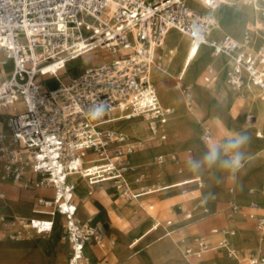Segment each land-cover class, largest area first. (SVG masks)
I'll list each match as a JSON object with an SVG mask.
<instances>
[{
    "label": "built area",
    "instance_id": "obj_1",
    "mask_svg": "<svg viewBox=\"0 0 264 264\" xmlns=\"http://www.w3.org/2000/svg\"><path fill=\"white\" fill-rule=\"evenodd\" d=\"M199 1L208 12L195 11L189 0H0V63L4 64V56L14 64L11 73L0 80V115L8 108L13 111L5 121L0 119L2 173L25 187L52 192L38 198L50 218L0 214V224L9 230V238L49 234L55 224L53 216L59 213L71 246L68 264L90 262L87 246L91 242L103 245L104 236L97 224L78 218L70 177L80 174L92 184L111 180L121 195L137 197L125 179L128 156L136 144L106 125L115 111L121 119H144L155 134L167 122L171 111L160 103L150 68L161 65L157 52L164 49L170 28L187 33L195 47L207 43L215 53L226 52L225 83L256 86L264 97V45L251 50L250 33L242 39L229 34L210 36L217 23L214 11L234 0ZM262 15L264 18V8ZM84 36L91 40L90 50L105 46L113 59L90 66L53 89L40 82L39 76L56 75L45 74V65L58 63V72L65 71L66 63L77 57L74 42ZM214 78L209 69L205 82ZM19 101L21 109H17ZM100 102L106 110L92 119L89 110ZM204 139L212 141L209 129ZM172 159L179 162L176 155ZM157 160L164 163L166 157L159 155ZM251 207L259 205L253 202ZM231 210L238 212L240 205L232 203ZM249 218L264 230V215L252 212ZM227 233L216 246L207 237L194 239L186 254L201 258L213 249H225L229 257H239ZM246 260L264 264V252H251Z\"/></svg>",
    "mask_w": 264,
    "mask_h": 264
},
{
    "label": "rangeland",
    "instance_id": "obj_2",
    "mask_svg": "<svg viewBox=\"0 0 264 264\" xmlns=\"http://www.w3.org/2000/svg\"><path fill=\"white\" fill-rule=\"evenodd\" d=\"M233 3H236V0H234ZM257 3L261 4L259 2ZM228 12H231V11L229 10ZM215 16L217 19V28L219 27V31H220L219 37L223 36L224 34H231L237 38H241L244 35V33L250 30L252 32V35L254 36V39H252L251 41V46H250L251 50H255L257 47H259L261 44L264 43V37H261L258 33L259 30L264 33V24L261 21L260 15H259L258 21L247 24L245 28H243L240 31H237V33L230 32L227 28H224L220 25V19H219L217 10L215 11ZM175 31H179V30H175ZM87 34L90 35L91 31H88ZM167 49H168V40H167ZM197 49H198V53L201 55L197 58H192L191 60H189V66L187 68V70L189 71L184 74L180 70L179 66H176V69H179L178 73L175 76L174 75L169 76L168 79L163 84V88H167V89L172 88L180 94L179 103L172 102V101L160 102L163 107L165 108L171 107L176 111L175 115L172 117L167 127L179 129L180 127H182V124L184 123L185 125L191 124L195 126L196 129L200 130L199 132L201 133L202 140H204L203 135L206 132V130L207 129L212 130L215 132V136H216V138L213 139L212 143L223 142L221 132H219L215 128L214 125H216V127H218L222 131L230 128L232 131V135L242 134V135L247 136V142L241 149V151L243 152V159L241 161V166L235 171H231V174H234V175L228 176L227 186L229 189L233 188V190L235 191L236 181L234 182V176L237 173L236 175H237L238 191L244 188V184H245L244 181L245 182L249 181V183H246L245 185V192H246V188L249 186L253 188L257 187L260 193L264 195V172H256L254 171V169H250V168L246 169V167H248L249 165L251 166V165H256V164H262L260 159L264 161V129H262V136L258 137L257 129L255 128L260 124L261 120H260V117L255 116L254 113L258 115L260 114L256 110L249 109L247 106V102H246L247 96L250 91V88H249L250 85L237 88V87H233V86L226 84L223 86V88L221 89L218 95H216L215 93H211L206 88V92L201 96V98H198L197 91L199 90V88L196 87V83L198 80L202 78V74H203L205 67L207 65L216 66L217 67L216 79H217L221 77L220 76L221 72L218 71V66L224 67L227 56L224 54L223 58L215 57V55L211 54V47L207 44H202L198 46ZM92 52L97 53L98 56H103L102 58L100 57V60H101L100 63L107 62L113 59L112 52L107 47L103 48L99 46L98 48L93 49ZM3 58L4 56H1L2 60H4ZM76 61H77V58H74L70 60L69 62H67L64 72L63 70L58 72L57 69L59 65H57L54 68L55 71L53 70V72H50L43 67L45 74L56 72V75L55 76H49V75L39 76L38 80L40 82H43L47 87L53 89L55 87H58L62 81H67L69 78L74 79L78 77L84 72L86 68L79 70V72H76L74 74L66 70L70 66H74L76 64ZM165 61H161V63H164ZM200 61H204V62L200 67H198L197 64ZM98 64L91 63V64H88V66L98 65ZM3 68H4L3 70L4 72H2L0 76L8 75V73L13 69L12 61L7 62V64L4 63ZM152 68L161 69L163 68V65L153 64L150 69L152 70ZM151 70H150V79L151 81L155 82L156 80L153 79ZM1 71L2 69L0 68V72ZM58 74H61L60 77H57ZM63 74H65V77ZM180 77H182L183 80H188L185 82L190 84V87L187 83H182L181 85L182 88H177L176 87L177 84L181 81L177 80L176 78L180 79ZM2 78H0V80ZM173 79H176L175 82H173ZM49 80H52V81H49ZM157 82L158 81H156V86L158 87V91H159L160 88ZM170 84L172 86H169ZM210 85L208 84L207 86H210ZM259 95H260V99L262 98V100H264V97L260 91H259ZM181 100H183V102L186 104H183ZM238 101H239V107L237 110H235V108L231 105L234 104V106L237 107ZM19 103H20L19 107L22 108V102H19ZM194 103L200 107V109L204 112V114L209 116L210 120L212 121L214 125L208 122L206 118L204 119L203 124H202V122H200L199 119L195 118L191 114L190 112L191 110L199 113V108L195 106ZM218 107L229 108L227 110L228 114H230V117L235 121V123L229 119L226 109L224 113H221ZM5 111H10V108L5 109ZM253 123H255V125H252ZM114 124H115V126H113L114 130L131 137L132 140H129V141L139 142L145 145L144 148H137L136 151H141L142 149H148L153 146L159 145L158 143H154L153 141H151V134L148 132V130H146V133L141 134L138 137V128L142 127L143 130L145 128V121L142 119L121 121V122L114 123ZM129 126L132 129H134L133 132H130L125 128ZM168 133H169V136H168L166 143H173L182 138V136L175 131L170 130L168 131ZM202 140L200 139L199 141L202 142ZM257 142H259V145L256 146ZM199 146L200 147H199V152H198V158L199 160H202V158L208 151L209 146L204 143H199ZM190 150L191 148L189 147L183 150H180V149L170 150L167 153L176 151L183 159H186L190 157L188 153ZM151 153L152 152H143L142 154L152 155ZM138 154L139 153H135L132 159ZM157 154L158 152L154 155L153 163H155V157ZM194 157H195V150H193V158ZM149 160L150 162L152 161V156H150ZM128 164L131 167V169L127 170V172L125 173V179L127 183L129 184L133 193L137 194L138 197L128 198V200L125 199L124 203L126 205L131 206L130 215L134 217V221H135L134 223L141 228L140 233H143L145 231L142 228V223L152 221L153 219L151 218L147 220L146 211L143 210V207H147L148 204H154L155 207H154V210H152V212H154V215L156 216L154 218L160 219L162 224H165L166 221L168 220H172L170 229L175 230V232L172 233L171 239L174 240L176 243H178L180 247L175 244L174 250L170 254L165 255V252L163 249L160 248V245L164 240H171V239L170 238L164 239L165 237H161L162 239H160L155 244H152L148 247L141 246V248L138 250H134V249L129 250L127 257L133 252L135 253V255H133L131 258H128V260L124 262V264H167L171 258H176L177 261L181 262L180 264H187L188 260L191 261L190 262L191 264H195L196 261H200V264H204V261H203L204 258H207L208 256H211V255L213 256H217V255L214 253H208V254L203 255L201 258L187 255L184 252V249L187 243L199 237H210V239L213 242L217 241L220 238V235L215 236L214 233H212V230L215 228H218L219 231H222L223 233L228 232L227 233L228 235H230L229 234L230 230L238 234V229H235L237 226L226 225L225 222L222 220L223 218L224 219L230 218L231 215L232 216L234 215V214H231V211L229 209V203L231 202L232 198H230L226 203L221 205L217 210H214V211L210 210L209 213H206L203 210L207 206L206 196H205L206 193L207 194L213 193V190L216 186L220 188L224 187L226 183V177L228 173L230 172V170L224 169L220 167L218 164L212 167H209L206 164H204L201 166L199 170H195L194 172V170L192 171L186 170L185 164H180V165H175L178 168V171L175 174L170 175L169 177H166L168 179L173 178V177H183L181 181L175 184V186L173 185L176 181L152 182L146 185V183L150 181V180L145 179L146 173L142 171L138 173H134L136 169L134 167L133 160H131ZM255 167H256L255 168L256 170L257 169L260 170L261 168L264 170V165H261V166L257 165ZM179 168L182 171H180ZM195 174H197L198 178L201 179L203 183L202 186L196 183L188 184L195 180ZM141 175H143L144 177L140 179L139 177H141ZM6 183L12 184L13 186L12 190L4 189V185ZM184 184H187V185H184ZM106 185L114 186V184L112 183H107ZM102 186L103 185H101L100 188ZM0 190L5 192L6 199L9 202L10 201L20 202L23 200L28 204L26 208L32 209L31 211L34 212V202H35L36 192L33 188L25 187L22 183H19L18 181H14L12 179L6 178L3 176V173L0 172ZM149 192L151 193L143 195ZM75 193H76V196L79 197L76 190H75ZM200 195H202L205 202L201 200L199 201V203H201L200 206L202 207V210L197 211L196 202L194 200V197L199 198ZM170 198H173V199L168 200ZM81 200L83 202V199ZM88 202L90 201L88 200ZM82 204L79 206L80 207L79 212H78L79 216L77 215L78 218L84 217V214L82 213V208H81ZM160 204H164V206L160 207ZM13 209L14 211H16L15 206H13ZM1 211H2V208H0V212ZM171 213L173 214L176 213L177 215L175 216ZM188 213L191 215L190 217L186 216V214ZM1 215L7 218H10V217L29 218L33 216V215L24 216L25 214L24 215L20 214V211L18 212L16 211L15 213L5 212V213H2ZM106 216L107 214L101 215L95 212L94 218L89 219V220L93 222L101 220L102 228L104 229L106 235H109L111 232H109L108 226H109V223H111L112 221L110 220V218H106ZM244 220H245L244 216L240 218V223L238 226H243L249 230L258 231L259 233H264V230L256 229L252 225L245 223ZM145 227L147 228L148 226L145 225ZM0 231H1V224H0ZM61 232H62V228L58 232H56V228H55L52 234L45 238H43V236H33L29 239L26 238V239H20L17 241V240L5 237V239H3L0 242L13 240L17 242L24 241V242L34 243V239H38L40 243L58 241L56 253L53 254L52 262H51V259H49L50 260L49 264H53L54 257L58 255V252H60V257H62V262L60 264H65L63 262V258L67 256L68 248L60 240ZM161 235L162 234L159 231H153L149 235L147 240L151 242L159 238ZM261 237L263 240L262 242L264 243V234ZM236 242H238V239L236 240ZM11 243H14V242H11ZM233 245L236 249H239L242 253L243 249L236 246L240 244H236V245L233 244ZM137 246H135L134 248H136ZM252 250L261 251L257 248H245V251H244L245 253H243L237 258L227 257V256H222V257L225 259L237 261L240 264H248L246 257L248 253H251ZM110 255L112 256L113 253H111ZM24 256L25 255H22L21 260L23 259ZM24 258H26L27 261L29 262L30 259L32 258V254L28 253L26 257ZM21 260L11 261L7 263L20 264ZM38 260L41 262V264H45L43 259H38ZM0 263H3V262H0ZM114 263L116 262L113 261L112 264Z\"/></svg>",
    "mask_w": 264,
    "mask_h": 264
},
{
    "label": "crops",
    "instance_id": "obj_3",
    "mask_svg": "<svg viewBox=\"0 0 264 264\" xmlns=\"http://www.w3.org/2000/svg\"><path fill=\"white\" fill-rule=\"evenodd\" d=\"M189 4H190V1H189ZM192 8L197 12L204 13L203 11L196 9L193 6H192ZM261 8L263 9L264 6L261 5ZM262 9H260L261 11L259 12V15L261 17L262 23L264 24ZM244 35H245V33H244ZM223 36H221V37H223ZM243 36L241 38H237V39H242ZM221 37H218L217 25H216L215 29L212 32L211 38H221ZM167 39H168V37H167ZM252 39H254L253 35H252ZM189 41H190V45H192V40L190 37H189ZM262 45H264V43L261 44L260 46H262ZM259 47H257V48H259ZM161 53H162V55H161ZM171 54H172V52H169L167 49V40H166L165 50L164 49L159 50L157 52V57H160L161 61H165V60L169 59V55H171ZM211 54L212 55L217 54L214 52V49H212V47H211ZM225 55L227 56V58L225 61V65H224V69H223V73H222L221 77L216 79V75H217V67L216 66L207 65L203 71L202 78L200 80H198L196 83L197 88L201 89L204 92H206L204 90V88H207L211 93H215L216 95H218L220 93L222 87L224 85H226V83L224 81V72H225V69L227 67L229 57L227 54H225ZM203 62L204 61L198 62L197 66L200 67L203 64ZM2 67H3V64L0 63V68H2ZM209 69L213 70V74H214L215 78L211 83H209V85L210 84H212V85L207 86L208 84L205 82L204 77H205V75H207V71ZM11 71L8 73V75L11 73ZM8 75L4 76L3 78L7 77ZM49 76H51V75H49ZM221 78H223V79H221ZM176 79L180 80L179 78H176ZM176 79H173V82H175ZM180 81H182V83H187L185 81H188V80L182 79ZM154 83L156 85V81ZM157 83H158V86L160 88L161 87L160 83L159 82H157ZM190 83H192V82H190ZM172 84H174V83H172ZM188 85L190 87V84H188ZM169 86H172V85L170 84ZM254 87H256V86H254ZM256 88L260 91V89L258 87H256ZM157 89H158V87H157ZM182 98H183V96H182ZM181 102L183 104H186L183 102V100H181ZM237 104H238L237 107H235L234 104L231 106H233L235 108V110H237L239 107V101ZM195 106H197V105L195 104ZM197 107L199 108V113L191 110L190 111L191 114L195 118L199 119V121L202 122V124H203V121L205 118L208 120V122L212 123L209 116L204 114V112L200 109L199 106H197ZM168 108L172 109L173 112L169 115L167 122L160 125L159 133H156V134L152 132L148 123L144 119H142V118L121 119V118H119L120 114L117 111H115L114 114L112 115L113 120L110 121L106 125L107 127L114 129L113 124L121 122V121H129V120H135V119H142L145 121L144 130L142 129V127L138 128V137H139V135L146 133V130H148V132L151 134V141H153L154 143H158L159 145L153 146V147L148 148V149H142L141 151H136L137 148H144L145 145L142 143H139V142H133L136 144L135 149H134V153H139V154L136 155L133 159L131 156V159L133 160V164H134V167L136 169V171L134 173H138L141 171L146 173L145 179L150 180V181H148V183H146V185L149 183H152V182L176 181L173 185V186H175V184L177 182L181 181L183 177H173L170 179L166 178V177H169L170 175L175 174L178 171V168L175 165L185 164V169L188 171H190V170L192 171L193 169L190 167L188 161L189 160H199V158H198V152H199V147H200L199 143H204V144L209 146L212 143L213 139L216 138L215 132L210 130L213 134L212 141L207 142L204 139V135H203L204 140H202L201 133L199 132L200 130L196 129L195 126H193L191 124L185 125V123H184V124H182V127H180L179 129L168 128L167 127L168 123L170 122V120L172 119V117L176 113V111L173 108H171V107H168ZM218 108H219L221 113H224L225 109H226V111L229 109V108H223V107H218ZM2 113H6L9 115L8 111H6V112L3 111ZM254 114H256V113H254ZM114 115H116V116H114ZM227 115L229 116V119L235 123V121L230 117V114H228V111H227ZM256 116H258V114H256ZM0 119H1V116H0ZM252 125H255V123H253ZM214 126L219 132H221L223 142L227 139V137L229 135H232V131L230 128L222 131L218 127H216V125H214ZM255 128L257 129V136L261 137L262 136V129L259 126L255 127ZM170 130L179 133L182 136V138L178 141L173 142V143H166L168 136H169L168 131H170ZM161 135H166V139L161 138ZM200 139L202 140V142L199 141ZM257 143H256V146L259 145V142H257ZM189 147L191 148V150L188 152L190 157H188L186 159H183L178 154V152H176V151H172V152L167 153L170 150H179V149L183 150V149H186ZM193 150H195V157L194 158H193ZM141 152L142 153L143 152H152L151 153L152 155H143ZM157 152H158V154L155 157V163H156L155 164V163H153V158ZM159 155H164L166 157V160L164 163L158 162L157 158ZM172 155H176L178 157L179 162H175L172 159ZM150 156H152L151 162L149 160ZM129 157H130V155L128 156V158ZM260 160H261L262 164H256V165H251V166L249 165L248 167H246V169L250 168V169H254V171H256V172H264V170L262 168L260 170L255 169L256 168L255 166H257V165H260V166L264 165V161L262 159H260ZM2 166H3V162L0 161V172L1 173H2ZM179 170H180V168H179ZM180 171H182V170H180ZM231 171L232 170H230V172L228 173V175L226 177V183H225L224 187L220 188V187L216 186L213 190V193H210V194L206 193V195H205L206 196V205H207L206 208L209 209V212H210V210L211 211L217 210L221 205H223L230 198H232L231 202L229 203V209L231 211V214H234V215L233 216L231 215L230 218H226V219L223 218L222 219L226 225L237 226L235 229H238V234H236L234 231L230 230L233 233H231L230 235L227 236L229 238L231 245L234 247L233 244H235V245L240 244V245H236V246L243 249L242 253L239 249H236L234 247L238 251L239 256L242 255L243 253H245L244 252L245 248H257V249L261 250L262 252H264V243L262 242L263 240L261 237L264 233H259L258 231L249 230L243 226H238L240 223V218H242L244 216V219H245L244 222L245 223H248V224L252 225L254 228L259 229L256 226L255 222L249 218V214L252 212H256L260 215H264V195L260 193L259 189L255 185L254 186L257 189L249 186L246 188V192H245V185H246V183H249V181L248 182L244 181V183H245L244 188L242 190L238 191V183H237V175H236L237 173L234 176V182L236 181L235 182V191L233 190V188L229 189L227 186V178L229 175H234V174H231ZM70 179H71V177H70ZM85 179L87 180V183H88V188L85 190V194H86L88 200L90 201V208L95 210V212H97L101 215H103L104 214L103 212H105L107 214L106 218H110V220L112 221L111 223H109V226H108L109 232H111L109 235H106L104 229L102 228V221L101 220H98L96 222L92 221L93 223L98 225L102 235L104 236V243H103V245H98L95 242H91L87 246L86 252H87L88 257L90 258V262L88 264H112L113 261L116 262L114 264H124V261L127 258V254L129 252V250H131V249L138 250L141 248V246L145 247V246L151 244L153 241H156L157 239H159L161 237H165L164 239H167V238L171 239L172 233L175 232V230L170 229V226L172 224V220H168V221H166L165 224H162L160 219L154 218V217H156L154 215V212H152V210H154V207H155L154 204H148L147 207H143V210L146 211L147 220H149L151 218H153V219H152V221H149L150 223L149 222L142 223V228L145 231L143 233H140L141 228L134 223L135 222L134 217H132L130 215V207L131 206L126 205L124 203L125 199L128 200V198L121 195L120 191L116 188L113 181L104 180V181H99V182L92 184V183H90V181L87 178H85ZM71 181H72V179H71ZM107 183H112V184H114V186H108V185H106ZM192 183H196V184L201 185V186L203 185L201 179L198 178L197 174H195V180L188 183V184H192ZM250 184H252V183H250ZM101 185H103V186L100 188ZM184 185H187V184H184ZM12 188H13V186L11 183H6L4 185V189H6V190H12ZM34 190L36 192V197H35V202H34V215L31 217H48V218H50L49 214H47L48 208H45V207H42L41 205H39L38 204V198L41 196H47V195L51 196L52 192L48 191V190H40V189H34ZM251 191H253V192H251ZM35 192H34V194H35ZM150 193L151 192L145 193L143 195L150 194ZM176 197H178V196H176ZM173 198H170L168 200H172ZM81 199H82V197L80 195H79V197L76 196V193H75L74 200H75L76 204L78 205V212H79V206L83 203ZM194 200L196 202L197 211H201L202 207H200L199 201L200 200L204 201L202 195H200L199 198L194 197ZM253 202H256L259 205V207L257 209H253L251 207V204ZM232 203H237L240 205V210L238 212H233L231 210ZM13 206L16 207L17 212L20 211V214L24 215V211H25L26 207L28 206V204L23 200L20 202H15V201L9 202L6 199L5 192L0 190V208H2V211L0 212V214L5 213V212L15 213L16 211H14ZM163 206H164V204H160V207H163ZM103 207H105L106 210ZM78 212H77V215H78ZM204 212H205V210H204ZM209 212H206V213H209ZM171 214H173V213H171ZM188 214H186L187 217H189ZM173 215L176 216L177 214L174 213ZM10 218H13V217H10ZM58 220L62 223V232H61L60 240L68 248V254L66 257L63 258V262L65 264H68V258H69L70 252H71V246H70L68 239L66 238L64 217L61 215V217H59ZM80 220L83 222L91 221L88 218H84V217H81ZM145 225H147L148 227L146 228ZM55 228H56V226H55ZM153 231H159L162 235L159 238L149 242V240H147V239ZM8 233H9V230L5 229L1 225L0 235H3V238L0 239V241L5 239V237L9 238ZM212 233H214L215 236L220 235V238L215 242H213L210 239V237H207L213 246L218 245V243L225 238V234L222 231H219L218 228L213 229ZM50 234L51 233L46 234V235H35V236H43V238H45V237L49 236ZM40 239H42V238H40ZM65 239H66V241H65ZM237 239H238V242H236ZM17 241L12 240V241L0 242V262H3V264H9L7 262L21 260L23 254L21 252L20 243H18V244L11 243V242H17ZM193 242H194V240L187 243V245L184 249L185 254H186V248L189 245L193 244ZM25 243L30 245V242H25ZM175 244L178 245V243H176L172 239L171 240H164L161 243L160 248L164 250L165 255H168L174 250ZM135 246H137V247L134 248ZM51 250H53V251L51 252ZM53 252H54V248H51L49 250V249L45 248V245L40 243L38 241V239H34V260L35 259L36 260L43 259L45 264H49V262H50L49 259H51V262L53 260ZM251 252H256V250H252ZM111 253H113L112 256L110 255ZM208 253H214L217 256L211 255V256H208L207 258H204V260H203L204 264H240L237 261L223 258L222 256L229 257L227 255L225 249H213V250L207 252L206 254H208ZM187 262L190 263L191 261L188 260ZM180 263L181 262L177 261L176 258H171L167 264H180ZM36 264H38V263H36ZM195 264H200V261H196Z\"/></svg>",
    "mask_w": 264,
    "mask_h": 264
},
{
    "label": "bare ground",
    "instance_id": "obj_4",
    "mask_svg": "<svg viewBox=\"0 0 264 264\" xmlns=\"http://www.w3.org/2000/svg\"><path fill=\"white\" fill-rule=\"evenodd\" d=\"M189 1H190V4L194 8H196L200 11H203V12L209 11V9L205 6V4L203 2H201L199 0H189ZM257 2H259L261 4H258ZM261 5L264 6V0H236V3L222 5L218 9H216L218 12L219 19H220V25L224 28H227L230 32H236L237 33V31H240L243 28H245L247 26V24L253 23V22H256L259 20V10L262 9ZM229 10L231 12H228ZM215 11H214V14H215ZM216 25H217V23H216ZM216 25L214 26V28L212 29V31L210 33L211 37H212V32L215 29ZM175 30H179V31H175ZM182 32L185 33L184 31H182L181 29H179L177 27H172L168 30V33H167L165 41H164V50H165V46H166V40H168V51L172 52V54L169 55L168 60H166L164 63H161L163 65V68H161V69H156V68L153 69L152 68V70L150 69L153 79L158 81L161 85L160 90L158 92L160 102L172 101V102L179 103L180 94L172 88H169V89L163 88V84L165 83V81L168 79L169 76H171V75L175 76L178 73L179 69H176V66H179L182 73L185 74L189 71V70H187V68L189 66V60H191L192 58H197L201 55L198 53L197 47L190 45V41H189V37H188L189 35L187 33H185L188 35L187 36V35L183 34ZM217 32H218V37H219L220 36L219 27L217 28ZM246 33L252 34L251 31H247ZM258 33L261 37H264L263 32H261L259 30ZM229 35H231V34H229ZM167 37H168V39H167ZM74 43H75L74 44V52H77V57H76L77 61H76V64L74 66H70L69 68H67L66 69L67 71L72 72L74 74L76 72H79V70L86 68L84 70V72H85L90 67V66H88V64L100 63V61H101L100 57L102 58L103 56H98L97 53L92 52V50H90L89 46L91 45V40L86 39V37L84 36V37L76 40ZM102 47L104 48L105 46H102ZM224 54H227V53L226 52H220V53L215 54V57L223 58ZM3 59L4 60H2V62L5 64H7V62H10V61H12V63H13V60L11 58L6 57ZM57 65H59V64L58 63H52V64L44 66V68L50 72H53L54 68ZM13 66H14V64H13ZM91 66H96V65H91ZM1 69H2V71L0 72V74L2 72H4L3 71L4 68L2 67ZM223 69H224L223 66L222 67L218 66V71L221 72L220 76L223 73ZM60 75L61 74H58L57 77H60ZM2 77H4V76H0V78H2ZM48 79H50V78H48ZM221 79H223V78H221ZM49 81H52V80H49ZM181 85H182V81L179 82L176 87L182 88ZM237 88H240V87H237ZM249 88H250V91H249V94H248L247 100H246L247 106L249 109L256 110L259 112L260 115H258V116L260 117L261 122L258 126L261 129H264V100H262V98L260 99L259 91L256 87L250 85ZM204 90L206 91V88H204ZM204 93H205L204 91L199 89L197 91V97L201 98V96ZM19 102L17 103V106H18L17 109L18 108L21 109V107H19V105H20ZM165 109L170 110L171 113L173 112L172 109H169V108H165ZM8 112L10 115L13 111H8ZM9 115L6 113H1L0 116H1V119L5 121ZM254 115L256 116V114H254ZM114 116H116V115H114ZM237 119H239V118H237ZM113 126H115V124H113ZM125 128L130 132L134 131V129H132L130 126L125 127ZM130 139H131V137H130ZM134 154L135 153L133 152L132 154H130V157L128 158L127 167L129 169H131V167L129 166L128 163L132 160L131 156L133 157ZM143 177L144 176L141 175V177H139V178L141 179ZM71 179L73 181L76 192L83 199V204H82L81 208H82V213L84 214V217L88 218V219H93L94 215H95V210L90 208V202H88V198L85 194V190L88 188L87 180L85 179V177H83L80 174H73L71 176ZM200 204L201 203H199V205ZM103 208H105V207H103ZM31 210L32 209L26 208L24 211L25 216L34 215V212ZM105 210H106V208H105ZM204 210H205V212H209V209L206 207L204 208ZM103 213H104L103 215H106L105 212H103ZM59 217H61V214H59V213H58V215L56 213L53 216L54 222L56 224H54L52 232L54 231L55 226H56V232L60 231L62 228V223L58 220ZM80 218L81 217H79V219ZM52 232H51V234H52ZM231 233H233V232L230 231L229 234H231ZM160 239H162V238H159L156 241H153L151 244L147 245V247L152 245V244H155ZM65 241H66V239H65ZM18 243H20V245H21V252L23 255H25L24 257H26V255L28 253L32 254V258L30 259L29 262L27 261L26 258L23 257V259L20 261V264H36V263L41 264V262L39 260H36V259L34 260V243H30V245H28L25 242H14V244H18ZM57 243H58V241L46 242V243H42V244H44L45 248H47L49 250L51 248H54L53 254H55L56 250H57V246H58ZM52 251L53 250H51V252ZM133 255H135L134 252L132 254H130L124 262H126L128 260V258H131ZM61 262H62V257H60V252H58V255L56 257H54L53 264H60Z\"/></svg>",
    "mask_w": 264,
    "mask_h": 264
},
{
    "label": "clouds",
    "instance_id": "obj_5",
    "mask_svg": "<svg viewBox=\"0 0 264 264\" xmlns=\"http://www.w3.org/2000/svg\"><path fill=\"white\" fill-rule=\"evenodd\" d=\"M106 110V105L100 102L89 110L92 119L101 117ZM247 142V136L242 134L229 135L224 142L211 143L202 160H189L190 167L195 171L202 165L209 167L219 165L228 170L235 171L241 166L243 152L241 149Z\"/></svg>",
    "mask_w": 264,
    "mask_h": 264
}]
</instances>
